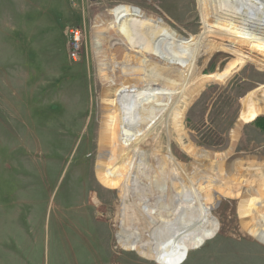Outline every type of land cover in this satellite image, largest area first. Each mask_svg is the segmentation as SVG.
Segmentation results:
<instances>
[{
  "label": "rangeland",
  "instance_id": "obj_1",
  "mask_svg": "<svg viewBox=\"0 0 264 264\" xmlns=\"http://www.w3.org/2000/svg\"><path fill=\"white\" fill-rule=\"evenodd\" d=\"M123 7L162 20L183 44L199 32L195 0H0V264H264L261 198L222 183L181 197L146 166L125 191L146 185L142 199L120 200L121 161L99 132L104 32L93 28ZM72 28L85 33L76 54ZM220 35L225 43L203 70L221 71L234 55L244 65L187 101L182 143L228 155L230 178L243 160V179L244 162L264 163V49ZM171 147L190 167L180 145Z\"/></svg>",
  "mask_w": 264,
  "mask_h": 264
},
{
  "label": "bare ground",
  "instance_id": "obj_2",
  "mask_svg": "<svg viewBox=\"0 0 264 264\" xmlns=\"http://www.w3.org/2000/svg\"><path fill=\"white\" fill-rule=\"evenodd\" d=\"M195 2L200 28L187 44L181 43L162 20L132 7H123L118 14H113L110 23L100 25L98 21L93 28L104 32L96 46L101 62L99 77L105 85L100 93L99 132L111 154L121 161V201L134 203L142 199L146 185L136 183L129 195L125 191L130 189L140 170L152 166L163 184L181 197H189L212 183H222L264 202V163L248 159L244 162L246 175L239 179L244 166L243 160H237L234 165L238 179L230 178L223 169L228 155L207 154L189 142L182 143L187 101L198 96L205 82L225 81L244 65L243 57L234 55L221 71L203 70L204 64L225 43L223 39L217 45V35H231L244 45L264 49V0ZM133 49L135 56L130 54ZM115 85L117 89L113 88ZM245 101L250 113L257 106L259 96L247 97ZM125 108H130V118L124 116ZM247 116L248 113L243 114L233 130V145ZM173 142L189 155L190 167L172 150ZM163 143L168 145V157L161 155ZM209 158L213 160L211 164L207 161Z\"/></svg>",
  "mask_w": 264,
  "mask_h": 264
},
{
  "label": "built area",
  "instance_id": "obj_3",
  "mask_svg": "<svg viewBox=\"0 0 264 264\" xmlns=\"http://www.w3.org/2000/svg\"><path fill=\"white\" fill-rule=\"evenodd\" d=\"M68 34L70 35L69 48L73 54H76L80 49L85 33L82 29L72 28L68 31Z\"/></svg>",
  "mask_w": 264,
  "mask_h": 264
},
{
  "label": "trees",
  "instance_id": "obj_4",
  "mask_svg": "<svg viewBox=\"0 0 264 264\" xmlns=\"http://www.w3.org/2000/svg\"><path fill=\"white\" fill-rule=\"evenodd\" d=\"M258 124H259V121L256 123V126H259Z\"/></svg>",
  "mask_w": 264,
  "mask_h": 264
},
{
  "label": "water",
  "instance_id": "obj_5",
  "mask_svg": "<svg viewBox=\"0 0 264 264\" xmlns=\"http://www.w3.org/2000/svg\"><path fill=\"white\" fill-rule=\"evenodd\" d=\"M91 1H94V0H91Z\"/></svg>",
  "mask_w": 264,
  "mask_h": 264
}]
</instances>
